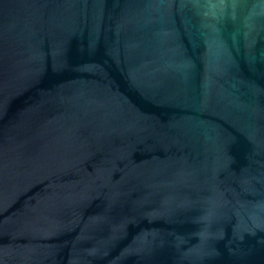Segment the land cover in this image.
Instances as JSON below:
<instances>
[{
	"label": "water",
	"instance_id": "water-1",
	"mask_svg": "<svg viewBox=\"0 0 264 264\" xmlns=\"http://www.w3.org/2000/svg\"><path fill=\"white\" fill-rule=\"evenodd\" d=\"M0 264H264V0H0Z\"/></svg>",
	"mask_w": 264,
	"mask_h": 264
}]
</instances>
